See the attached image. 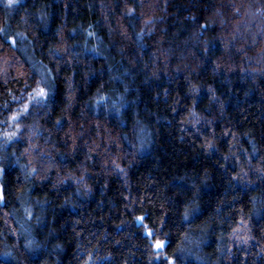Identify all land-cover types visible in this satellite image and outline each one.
Masks as SVG:
<instances>
[{"label":"trees","instance_id":"16d2710c","mask_svg":"<svg viewBox=\"0 0 264 264\" xmlns=\"http://www.w3.org/2000/svg\"><path fill=\"white\" fill-rule=\"evenodd\" d=\"M0 189V264H264V0H0Z\"/></svg>","mask_w":264,"mask_h":264},{"label":"snow or ice","instance_id":"6c2138e0","mask_svg":"<svg viewBox=\"0 0 264 264\" xmlns=\"http://www.w3.org/2000/svg\"><path fill=\"white\" fill-rule=\"evenodd\" d=\"M12 2H13V0H8L9 4H11ZM14 42L15 41H13V43ZM47 95H48L47 91L43 87H40V88L34 90V95L30 96V100H35L37 98H46ZM27 110H28V105H25L24 111L26 112ZM11 119L16 120L17 117L13 116ZM6 135H8L9 138H11V135H14V133L13 134H6ZM163 246H164V242H157V244H156L157 248H162Z\"/></svg>","mask_w":264,"mask_h":264},{"label":"rangeland","instance_id":"374dc122","mask_svg":"<svg viewBox=\"0 0 264 264\" xmlns=\"http://www.w3.org/2000/svg\"><path fill=\"white\" fill-rule=\"evenodd\" d=\"M13 1H18V0H13ZM0 193H1V189H0ZM158 249H160V248H158Z\"/></svg>","mask_w":264,"mask_h":264}]
</instances>
